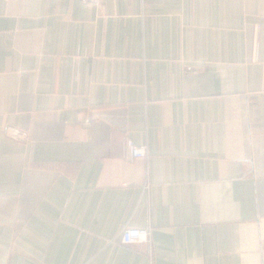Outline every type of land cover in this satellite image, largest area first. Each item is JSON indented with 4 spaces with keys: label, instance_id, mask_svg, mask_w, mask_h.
<instances>
[{
    "label": "crops",
    "instance_id": "obj_1",
    "mask_svg": "<svg viewBox=\"0 0 264 264\" xmlns=\"http://www.w3.org/2000/svg\"><path fill=\"white\" fill-rule=\"evenodd\" d=\"M0 264H264V0H0Z\"/></svg>",
    "mask_w": 264,
    "mask_h": 264
},
{
    "label": "built area",
    "instance_id": "obj_2",
    "mask_svg": "<svg viewBox=\"0 0 264 264\" xmlns=\"http://www.w3.org/2000/svg\"><path fill=\"white\" fill-rule=\"evenodd\" d=\"M14 138H24L26 133L13 129L10 132ZM127 146L130 149V156L132 158H141L147 156L146 145H134L131 141H127ZM149 231L147 229H139L129 226H124L120 231V242L124 245H132L141 242H147L149 240Z\"/></svg>",
    "mask_w": 264,
    "mask_h": 264
}]
</instances>
